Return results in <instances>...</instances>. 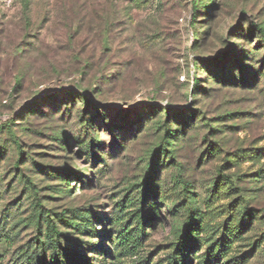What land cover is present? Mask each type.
Masks as SVG:
<instances>
[{"label": "rangeland", "instance_id": "rangeland-1", "mask_svg": "<svg viewBox=\"0 0 264 264\" xmlns=\"http://www.w3.org/2000/svg\"><path fill=\"white\" fill-rule=\"evenodd\" d=\"M141 1L0 0V126L10 124L14 133L13 137L6 129L0 132V146L7 149L0 158V212L4 210L5 216L0 226V264H14L37 236L28 222L34 211L32 196L40 198L52 213L73 208L84 214L96 212L107 228L125 213L127 202L124 207L119 203L130 186L142 179L147 154L160 132L144 121L142 130L140 124H133L129 132L120 130L124 140H118L121 147H116L110 123L118 120L117 110L134 116L148 103L180 111L196 109L201 117L177 156V162L184 164L183 178L192 182L204 214L201 244L193 253V263L199 264L197 258L211 252V242L220 235L214 232L229 215L225 195L207 198L210 184L222 181V173L240 178L241 195L254 218L229 244L228 257H235L234 261L210 258V263L264 264V177L256 174L264 158L257 161L234 155L239 149L251 155V148H264V81L250 89L227 88L201 73L200 90L193 92L195 58L207 60L240 42L234 36L239 25L246 33L251 23L264 26V0H216L212 17L199 12L195 27L190 0ZM257 35L250 38L252 47L259 45L264 54ZM227 37L230 44L223 41ZM66 90L86 95L100 112L104 106L111 107L110 120L101 130L104 149L111 153L104 157L109 164L104 171L97 170L100 161L93 164L92 158L85 159L77 144L68 147L54 140L64 133L80 132L77 115L86 107L78 100L72 114L66 115ZM39 98L43 113L29 114L33 113L29 106ZM120 123L126 127L125 121ZM14 139L24 152L16 165ZM39 166L80 171L85 184L72 178V192L61 194L56 190L58 180L41 172ZM176 168L161 174L171 187ZM19 173L29 176L33 184L20 182ZM133 192L134 188L129 195ZM160 207V221L149 227V236L136 254L107 240L104 248L112 256L87 249L90 258L96 257L92 264H167L174 219L166 213L170 208L163 201ZM96 227L103 228L99 222ZM83 239L87 241L88 235Z\"/></svg>", "mask_w": 264, "mask_h": 264}, {"label": "trees", "instance_id": "trees-1", "mask_svg": "<svg viewBox=\"0 0 264 264\" xmlns=\"http://www.w3.org/2000/svg\"><path fill=\"white\" fill-rule=\"evenodd\" d=\"M141 2L138 0V3ZM190 3L193 8V27L198 21L197 14L199 12H206L209 17H212L218 7L216 0H190ZM236 32L234 36L240 42L230 44V37L224 38V43L230 44L228 49L221 50L207 60L200 57L195 58L193 68L197 75L194 78V94L200 90L198 74L201 73H207L212 82L227 88L250 89L264 81L263 49L259 45L252 47V39H250L253 34H258L255 39L264 45V26L251 23L249 33H246L239 25ZM197 50V43H195L194 51L197 53ZM63 93L69 97V101L65 103L64 107L66 115L72 114L73 106L78 100L83 101L86 107L81 115H77L80 117L76 126L79 127L80 132L74 135L64 133V135L56 136L54 140L68 147L73 143L77 144L80 152L86 155L85 159L89 161L92 158L93 164L100 161L101 167L97 170L104 171L109 165L104 157L105 155L110 156L111 153L104 149L101 130L110 120L108 109L111 107L104 106L100 112L99 107L92 103L86 95L79 94L74 90H66ZM58 96L57 94L53 97ZM40 100L42 99L33 101L29 106L28 110L33 112L29 114L43 113L38 107ZM132 113L122 110L115 112L120 121L116 120L112 124L110 123L111 131L115 136L114 146L121 147L118 140H124V135L120 130L129 132V127L137 123L140 124L141 130L145 126L143 124L145 122L154 125L156 130H159L160 137L147 154L142 179L130 186L128 194L119 203L121 207H124L123 203L127 202L125 213L115 218L111 227L107 228V223L99 218L96 212L88 211L84 214L80 208H73L63 211L61 214L52 213L51 210L45 209L40 198L32 196L34 211L28 222L34 226L37 236L27 249L20 252L14 264H92L91 261L96 257L90 258L86 252L87 249H91L93 254L112 256V251L109 248H104V242L107 240L112 246L124 248L127 253L134 255L149 236V227H155L160 221L161 211H163L160 207L161 201L167 205L166 208H170L166 210V213L174 219V240L170 244L171 253L168 256L167 264H194L193 259L196 257L193 253L197 252V248L201 244L200 234L205 226L204 214L199 195L193 190L192 182L183 178L184 164L177 162V156L183 147L184 138L201 121L199 111L196 109L180 111L148 103L143 108H139L134 116H130ZM121 121H125V128L122 127ZM4 129L13 136L10 124L0 126V132ZM14 143L18 155L14 163L16 165L20 164L24 152L20 150L21 145L16 139H14ZM5 150H7L6 147L1 145L0 158L6 156ZM250 151L251 155H247L245 149H239L234 155L237 159L250 158L260 161L264 158V148H251ZM231 162H236V160ZM33 163L37 164L34 161ZM175 167H177V176L175 174L173 177V186L171 187V182L162 180L161 174L171 168L175 169ZM39 168H41V172L58 180L56 190L61 194L72 192L73 185L70 183L72 178H77L85 184L83 181L85 175L80 171H71L67 166L60 168L39 166ZM15 169L19 170L18 165L15 166ZM256 174L259 177H264V164L256 171ZM19 178L20 182L33 184L29 176L19 173ZM220 179L222 181L214 180L210 184V193L207 198L212 199L221 194L225 195L229 199L226 204L229 215L214 232H220V235L216 242H211V252L206 257L200 255L197 258L199 264H211L210 258L226 259L229 256V244L233 242V238L248 228L254 218L253 209L245 204V197L241 195L244 189L239 185L240 178H230L221 173ZM88 182L92 184L91 179ZM133 188L134 192L129 195ZM32 193H34V188L31 190ZM3 215L4 210L0 212V226L5 217ZM98 222L103 226L102 229L96 227ZM70 234L76 235V237L71 238ZM85 235H88L89 241L83 239ZM94 238L95 241H93ZM82 244H86L87 247H83ZM234 258L228 257L227 263L233 262Z\"/></svg>", "mask_w": 264, "mask_h": 264}]
</instances>
